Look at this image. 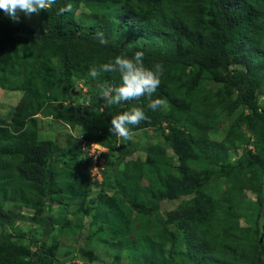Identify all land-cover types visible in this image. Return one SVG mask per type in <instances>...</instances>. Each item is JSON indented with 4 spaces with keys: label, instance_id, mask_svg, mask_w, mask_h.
<instances>
[{
    "label": "trees",
    "instance_id": "trees-1",
    "mask_svg": "<svg viewBox=\"0 0 264 264\" xmlns=\"http://www.w3.org/2000/svg\"><path fill=\"white\" fill-rule=\"evenodd\" d=\"M68 5L71 11L61 13L60 9ZM54 8L48 10L53 21L48 19L30 30L16 26L0 10V79L7 69L4 64L15 58L34 69L39 78L21 89L25 92L22 105L7 118H0V226L15 223V217L4 212L9 205L38 208L34 219L37 224L43 222L44 230L40 253L34 256L39 264H46L45 258L53 259L46 248L52 229L58 225L49 212L55 205L65 207L69 199L87 202L93 193L94 159L84 149L87 141L108 148L109 152L102 155L101 174L104 189H116L110 197L99 195L91 203L89 214L102 210L104 222L114 224L117 233L135 235L147 249H155L151 250L156 252L152 264H173L174 254L168 263L165 253L182 243L190 247L188 264H218L231 255L235 259L233 254L242 252L236 247L241 217L256 220L251 230L254 238H249L253 241L251 249L248 256L240 255L241 261L264 264V148H258L255 155L248 152L234 165L228 154L241 149L242 144L233 128L222 140L212 136L218 132L216 115L201 92L208 76L222 74L230 91L264 126V112L252 98L264 86V0H64ZM98 32L104 34L107 45L100 44ZM137 51L143 52L147 67L156 63L163 66L153 98L164 99L166 108L149 110L146 97L126 107L109 105L100 93L94 96L93 107L109 122L133 104L143 107L148 119L133 127L132 133L149 129L163 136L156 147L149 149L147 162H122V168H115L117 152L125 155L134 147L125 145V140L119 148L116 142L97 139L94 134L81 138L79 133L73 150L70 144L59 147L53 139H41L44 132L40 115L75 129L86 125L79 110L63 103L70 97L79 100L78 94L72 95L82 76L76 64L84 61L98 67L113 62L117 55L131 57ZM213 56L221 65L206 74L203 63ZM56 58L60 59L59 66ZM237 65L246 69L234 68ZM117 76L102 75L99 81L118 83ZM37 82H41L42 92L34 89ZM4 87L5 82L0 81V88ZM179 92L194 95L197 106ZM46 94H51V99L55 96L47 106L42 100ZM229 107L232 111L236 104ZM255 138L254 146L259 147V131ZM168 147L180 159L178 165L167 154ZM196 168L199 170L194 171ZM144 178L149 185H142ZM249 184L259 188L256 202L244 195ZM182 197L191 198L168 214L165 227L158 228L146 203L160 206L163 201ZM127 212L137 213L135 230L129 220L125 222ZM132 264H136L135 259Z\"/></svg>",
    "mask_w": 264,
    "mask_h": 264
},
{
    "label": "rangeland",
    "instance_id": "rangeland-1",
    "mask_svg": "<svg viewBox=\"0 0 264 264\" xmlns=\"http://www.w3.org/2000/svg\"><path fill=\"white\" fill-rule=\"evenodd\" d=\"M62 1L64 0H59L58 3L56 2L50 8L55 9L54 7L59 6ZM48 19L53 21L50 11L48 16V11L42 10L38 14H32L30 17L20 13L19 20L14 22L16 26L30 30L36 26L43 25ZM79 19H82V15H79ZM87 24L90 25L91 22ZM213 57H208L205 63H203L202 71L206 72V74L210 72L214 73L215 68L221 65L217 56ZM58 63H60V59L56 58L57 66H59ZM79 64L80 65L76 64V69L82 73V76L76 83L73 89L74 94H72L73 96H77L78 94L77 97H79V100L74 101L75 98L70 97L64 100L63 103L68 108L72 107L79 110L78 115L81 116V119L86 120V125L83 127L77 126L75 129L74 126L69 127L64 122L53 121L52 118L46 119L40 115L39 117L41 119L43 118L42 130L44 132L41 139H53L59 147L70 144L73 150H75L77 145L74 141L76 140V142H78L76 137L79 133L81 137L86 134H94L93 136L97 139L101 138L105 141L116 142L120 148L123 139L109 132L110 122L102 116L100 110L93 107L94 96L100 93V90L97 87L98 82L93 81L89 75V70L92 68L91 64H84V61ZM4 65L7 66V69L5 76L0 79L1 82H5L4 89L0 88V118H7L22 105L25 92L21 89L29 84H33L32 82H34L38 75L34 69L27 67L25 62L16 58L12 63ZM234 68L246 69V66L237 65ZM110 74L113 73H102L101 76L106 75L107 77ZM115 74L118 73H114V75ZM72 75L75 76L76 74L72 73ZM85 75L88 77H85ZM117 77L119 78V76ZM38 79L39 78H37L35 82ZM106 80L107 79H103L102 82ZM33 86L37 92H42L43 86L41 82H37ZM201 92L214 109L211 113L216 115L214 124L217 125L218 132L212 134V136L218 140H222L228 134L229 130L233 128L235 138L242 144L241 149L230 151L228 154L234 165L247 156L248 152L255 155L258 148H264V126L260 124L258 119L240 101L237 94L230 91L225 84V77L222 74L216 78L208 76L207 79L203 81ZM179 93L183 95L182 97L184 98L187 96L190 104L193 102L192 105H194V107L197 106L195 105L194 95ZM50 95L51 94H46L42 96L45 106H47L49 102L55 100V96L53 95L51 99ZM252 98L257 103L259 110L264 112V86L258 88ZM230 103L233 104V106L236 104V109L231 111L229 107ZM180 107L185 108L184 104H181ZM200 111L201 114H203V110L201 109ZM258 131L260 133L261 145L255 147V134ZM131 134L133 139L125 141V145L134 147H130V151L125 155H121L122 152L120 151L117 152L118 155L114 161L116 163L115 168H122V162H147L149 160V149L156 147L159 141L163 139L161 132L149 129L140 130ZM86 142H84V144H86ZM95 149H98V145H95ZM167 154L173 157L174 164L178 165L180 159L169 147L167 148ZM192 168L194 169L195 167L192 166ZM180 170H182V168H180ZM198 170L199 169L196 168L194 171ZM175 171L178 172L179 169ZM254 176H256V173ZM222 180L223 179H221V181ZM102 183L103 184L98 187L93 184V193H91L87 202L69 199L65 207L63 205H55L53 209H51L49 213L53 215L55 218L54 222L58 226L52 229L47 243L46 251L51 254L53 259L45 258L46 264H132V259L136 260V264H150L152 262V258L155 257L153 254L156 252H152L151 250L155 251V249H147L144 244L138 241L135 235L117 233L114 224L108 225L104 222V212L102 210L96 209L97 211L94 210L92 214H89V210L93 205L91 203L94 202L99 195L107 194L110 197L116 191L115 187H107V189H104V177L102 178ZM142 185H149V181L144 178L142 180ZM249 185L244 195L247 196L249 201L256 202L259 195V188H257L256 185ZM190 198L191 197H182L178 200H166L161 202L160 206L159 204L157 206L149 203H146V205L153 211L151 213L152 220L157 222L158 228H163L165 227V220L168 219V214L176 212V210ZM99 200L100 199H98V202L96 201V206ZM37 210L38 208L19 207L17 205H9V207L4 208L6 214L9 213L11 216L15 217V223L11 226H0V264H39L34 255L40 253V238L44 229L43 226H41L43 222L37 224L34 219V214ZM94 214L96 215L94 216ZM106 215L109 216L111 214L107 212ZM136 215L137 213L129 215L127 212L126 214L127 218L125 222L129 220L133 230H135L139 224L138 222L133 224ZM255 221V218L254 222L248 220L247 217H241L239 219V226L236 234V247L242 252L238 253L237 256L233 254L235 259L232 260L231 255V257H229L230 259L226 258L222 263L218 262V264L244 263L241 261L240 255L248 256V252L253 243V241L250 240L254 238V231L252 233L251 230L254 228ZM170 227L174 228V225ZM151 238L153 239V236H151ZM105 240L109 241L108 244L104 242ZM154 241V243H156L158 240L156 239ZM169 248L170 245H166V249ZM189 248L187 243H182L176 249L166 251V258H169L168 263L170 262V255L173 253L174 259L171 260L173 264H188L189 261H191ZM134 255L136 256L133 257ZM120 258L121 260H119Z\"/></svg>",
    "mask_w": 264,
    "mask_h": 264
},
{
    "label": "clouds",
    "instance_id": "clouds-1",
    "mask_svg": "<svg viewBox=\"0 0 264 264\" xmlns=\"http://www.w3.org/2000/svg\"><path fill=\"white\" fill-rule=\"evenodd\" d=\"M55 3L56 0H0V10L12 20L18 21L20 13L30 17L42 10L48 11ZM70 11V5L60 9L61 13ZM96 38L100 44H108V40L102 32H98ZM143 55V52L140 51H137L131 57L127 54H120L114 58L113 62L90 68L89 75L93 81L98 82L97 87L100 90L102 100L109 105L126 107L130 102L139 101L141 98L146 97L149 101L147 105L149 110L156 111L160 108H166L167 105L164 99L153 98L161 82L160 77L164 71L163 66L156 63L152 68L147 67ZM102 73H118L119 82H99ZM147 119L143 107L133 104L128 110L121 111L111 117L109 132L125 141H130L133 139L132 128ZM93 184L97 185L94 182Z\"/></svg>",
    "mask_w": 264,
    "mask_h": 264
},
{
    "label": "built area",
    "instance_id": "built-area-1",
    "mask_svg": "<svg viewBox=\"0 0 264 264\" xmlns=\"http://www.w3.org/2000/svg\"><path fill=\"white\" fill-rule=\"evenodd\" d=\"M96 144H84V149L88 151V154L93 157L94 162H93V169H92V179L93 182L96 183H101L102 182V174L101 170L102 168V155L103 153H108L109 150L106 147H103L101 145H98V149H95Z\"/></svg>",
    "mask_w": 264,
    "mask_h": 264
},
{
    "label": "water",
    "instance_id": "water-1",
    "mask_svg": "<svg viewBox=\"0 0 264 264\" xmlns=\"http://www.w3.org/2000/svg\"><path fill=\"white\" fill-rule=\"evenodd\" d=\"M60 107H61V108H63V105H62V104H60Z\"/></svg>",
    "mask_w": 264,
    "mask_h": 264
}]
</instances>
